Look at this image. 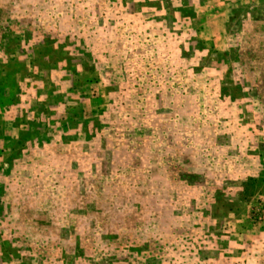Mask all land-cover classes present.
I'll return each mask as SVG.
<instances>
[{
    "label": "rangeland",
    "instance_id": "rangeland-1",
    "mask_svg": "<svg viewBox=\"0 0 264 264\" xmlns=\"http://www.w3.org/2000/svg\"><path fill=\"white\" fill-rule=\"evenodd\" d=\"M0 264H264V0H0Z\"/></svg>",
    "mask_w": 264,
    "mask_h": 264
}]
</instances>
